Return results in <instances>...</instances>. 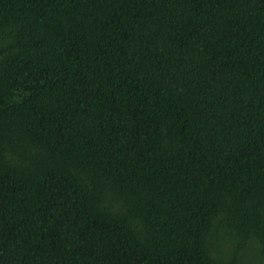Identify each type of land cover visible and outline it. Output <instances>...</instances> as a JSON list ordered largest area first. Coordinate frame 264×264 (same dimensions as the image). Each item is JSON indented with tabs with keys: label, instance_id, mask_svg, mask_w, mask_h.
I'll return each mask as SVG.
<instances>
[{
	"label": "trees",
	"instance_id": "1",
	"mask_svg": "<svg viewBox=\"0 0 264 264\" xmlns=\"http://www.w3.org/2000/svg\"><path fill=\"white\" fill-rule=\"evenodd\" d=\"M0 264H264V0H0Z\"/></svg>",
	"mask_w": 264,
	"mask_h": 264
}]
</instances>
